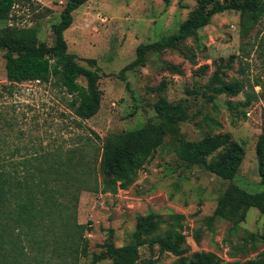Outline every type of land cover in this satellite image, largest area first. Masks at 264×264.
Listing matches in <instances>:
<instances>
[{"label":"rangeland","instance_id":"374dc122","mask_svg":"<svg viewBox=\"0 0 264 264\" xmlns=\"http://www.w3.org/2000/svg\"><path fill=\"white\" fill-rule=\"evenodd\" d=\"M199 1L87 0L73 12V23L64 32L68 51L86 66V59H96L104 74L102 108L86 120L74 114L71 96L55 78L43 83L10 82L5 51L0 49V149L20 144L26 146L24 150H47L63 159L70 150H87L95 165L110 134L157 127L145 132L158 146L133 185L112 192L99 173V191L81 190L76 221L85 225L88 256L67 243L55 253L47 251L49 256L41 262L199 264L203 252L214 251L230 264L257 258L264 251V215L255 206L238 204L237 191L253 194L263 189L256 144L264 123V95L249 106L246 102L255 81L264 80V17L243 38L246 13H218L176 48H151L143 62L136 63L141 46L175 33ZM66 4L67 0H20L8 23L35 26L40 42L53 45L52 26L60 22ZM79 81L85 84L83 78ZM238 81L245 88L236 95L217 91L224 83ZM254 90L259 93L261 87ZM162 99L184 109L186 118L178 126L161 123L157 106ZM218 134H229L245 150L232 180L197 164L184 145L185 140ZM58 187L65 191L63 185ZM224 195L228 199L219 214ZM153 214L160 222L157 233L183 214L184 238L138 241L140 218Z\"/></svg>","mask_w":264,"mask_h":264},{"label":"trees","instance_id":"16d2710c","mask_svg":"<svg viewBox=\"0 0 264 264\" xmlns=\"http://www.w3.org/2000/svg\"><path fill=\"white\" fill-rule=\"evenodd\" d=\"M19 1L0 0V49L5 51L8 80L12 83H43L55 78L71 96L70 106L74 114L84 120L94 117L102 108L100 80L104 74L96 59H86L88 66L81 64L77 55L68 51L64 34L73 23V12L87 0H67L60 22L52 26L55 33L53 45L40 42L39 29L35 26L20 27L8 23ZM228 10L246 13L247 20L241 31V36L246 38L264 17V0H200L195 12L175 33L141 46L136 63H142L151 48H176L180 42L195 36L199 28L208 25L216 14ZM261 42L264 43V38ZM80 78L85 80V84L79 81ZM258 85L261 92L255 93L254 88ZM244 88L245 84L238 81L224 83L217 87V91L236 95ZM252 88L253 94H248L247 106L264 95V80L257 79ZM157 108L162 124L176 127L186 118L181 106L167 105L165 99L158 103ZM149 129L157 127L148 125L110 134L99 150L95 165L87 150H70L63 159L47 150H24L26 146L20 144L13 149H0V264H28L32 263L31 260L35 264H49L50 259L41 262L49 256L46 252L55 253L60 244L67 243L74 246L75 252L88 256L89 240L84 235L85 225L76 221L79 194L84 189L100 190L99 173L107 179L112 192L133 185L158 146V142L146 135ZM184 143L197 164L226 180L235 178L245 156L242 145L231 140L229 134L206 136L197 141L185 140ZM211 156L213 158L209 160ZM256 156L263 189L253 194L238 189V204L246 208L255 206L264 215V123L256 144ZM59 185H63L65 191ZM227 199V195L221 198L217 209L219 214ZM155 217L153 214L140 218L135 232L138 241L184 238L183 214L159 233L160 222ZM109 253H115L113 247ZM199 264L225 263L216 252L206 251L202 253ZM230 264H264V251L257 258Z\"/></svg>","mask_w":264,"mask_h":264}]
</instances>
